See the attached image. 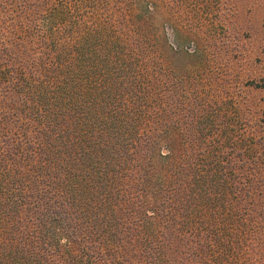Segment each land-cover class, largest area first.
Returning <instances> with one entry per match:
<instances>
[{
    "label": "trees",
    "instance_id": "obj_1",
    "mask_svg": "<svg viewBox=\"0 0 264 264\" xmlns=\"http://www.w3.org/2000/svg\"><path fill=\"white\" fill-rule=\"evenodd\" d=\"M154 2L0 0V264H264V110Z\"/></svg>",
    "mask_w": 264,
    "mask_h": 264
},
{
    "label": "rangeland",
    "instance_id": "obj_2",
    "mask_svg": "<svg viewBox=\"0 0 264 264\" xmlns=\"http://www.w3.org/2000/svg\"><path fill=\"white\" fill-rule=\"evenodd\" d=\"M158 20L167 15L172 46L201 48L205 75L242 87L253 106L264 110V0H155ZM179 58V59H178ZM178 68L181 58L174 56ZM180 60V61H179ZM193 61H189L192 65ZM212 84L208 77L206 88Z\"/></svg>",
    "mask_w": 264,
    "mask_h": 264
}]
</instances>
